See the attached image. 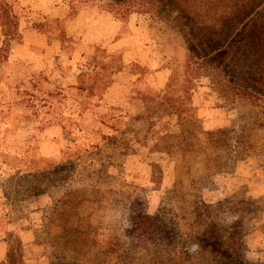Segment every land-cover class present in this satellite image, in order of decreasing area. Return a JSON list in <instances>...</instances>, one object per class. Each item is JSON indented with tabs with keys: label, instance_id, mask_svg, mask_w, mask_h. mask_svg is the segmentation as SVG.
Returning a JSON list of instances; mask_svg holds the SVG:
<instances>
[{
	"label": "rangeland",
	"instance_id": "obj_1",
	"mask_svg": "<svg viewBox=\"0 0 264 264\" xmlns=\"http://www.w3.org/2000/svg\"><path fill=\"white\" fill-rule=\"evenodd\" d=\"M7 1L22 20L20 40L0 28V226L40 231V264H264V0H63L90 19L140 14L160 41L148 67L133 60L135 41L124 58L122 49L64 40V52L81 46L95 58L100 79L94 70L81 81L96 82L94 97L40 88L49 72H35L16 52L22 26L58 21ZM112 81L134 87L124 108L100 99L108 104ZM204 105L218 109L219 126L204 125ZM61 130L77 138L50 160L41 145ZM145 214L153 222L139 237Z\"/></svg>",
	"mask_w": 264,
	"mask_h": 264
},
{
	"label": "crops",
	"instance_id": "obj_2",
	"mask_svg": "<svg viewBox=\"0 0 264 264\" xmlns=\"http://www.w3.org/2000/svg\"><path fill=\"white\" fill-rule=\"evenodd\" d=\"M21 1L24 6L34 11L35 19L36 16H42L44 20L58 21V28L53 26L51 21L47 25L38 26L32 19L24 23V27L22 26V41L17 46L16 52L35 72H49L48 79H44V82L40 84L41 89L46 91L58 89V92H62L66 88L78 89L81 86L82 78L85 75L89 77V74L94 72L95 67L91 65L93 58L88 56L81 46L75 48L72 53L64 52V40L69 38H78L82 45L93 49L96 47L109 51L122 49L121 53L124 58L126 57L124 49L127 43L135 41L137 48H134V56L136 58L133 60L143 61L142 63L148 67L153 66L155 59L159 57L157 55L160 53L158 36H155L156 32L153 34L148 19L143 18L140 14L134 13L126 20H121L110 12H102L93 17L95 26L89 27V21L91 22L93 19H90V12L86 9H78L74 12L69 3L63 0L58 4L46 2L43 10L36 8L42 0ZM120 73L119 71L118 74ZM130 88L134 87L129 81L120 83L112 81L106 90L105 99H107L108 106L121 103L122 97L126 96ZM116 91L119 93L116 94ZM84 92L87 94V91ZM113 93L118 95L117 100L107 98ZM219 114L218 109L208 110L205 105L198 111V115L203 118L206 127L219 126L222 121L217 119ZM76 138V134L73 132L61 130L58 139H49L47 144L42 143L40 151L44 157L50 160L57 159V153L61 155L63 152L64 143L75 141ZM40 233L31 227L17 230L13 226L8 228L6 224L1 225L0 264H14L15 253L21 257L18 264H40L43 251L39 243ZM22 261L24 263H20Z\"/></svg>",
	"mask_w": 264,
	"mask_h": 264
},
{
	"label": "trees",
	"instance_id": "obj_3",
	"mask_svg": "<svg viewBox=\"0 0 264 264\" xmlns=\"http://www.w3.org/2000/svg\"><path fill=\"white\" fill-rule=\"evenodd\" d=\"M164 1L165 0H140V2L142 4H145L147 6L158 5V4L163 3ZM133 2H135V0H126L124 3L130 4ZM19 4L20 3L18 1V5ZM16 6H17V3L14 1L10 3L7 0H0V28H1V33L5 38H7L9 40H15V39L20 40L21 39L20 25H21L22 18L19 16ZM19 6L22 10L23 6L21 4ZM20 8H18V9H20ZM186 41L188 44L189 51L196 57L200 56L199 49L187 36H186ZM229 56H230L229 52L225 53L222 56V58H220V60H218V62L223 64V62H225L229 58ZM94 59L95 58L92 59L91 65L93 67H95L94 68L95 73H96L95 79H100L98 77V75H101V74H97V72H96L97 71L96 64H93ZM100 77H102V76H100ZM78 89H82V91H87V95L89 97H94L95 96V94H94L95 89H97V84H96V82H94L93 84L88 85L86 88H82V85H81L80 87H78ZM133 92H134V89L130 88L129 93L126 94V98L132 96L130 93L134 94ZM100 99H102L104 106H106V105L108 106V104L106 103V101H104L103 98H100ZM125 106L126 105L121 102L118 105L111 106V108H113V107L114 108H120V107L124 108ZM125 111H127V109H125ZM87 127H85V128H87ZM152 222H153L152 216H150L148 214L143 215L136 225L135 232L137 233V235H139V237L146 235L148 232V229L150 228V226L152 224Z\"/></svg>",
	"mask_w": 264,
	"mask_h": 264
},
{
	"label": "clouds",
	"instance_id": "obj_4",
	"mask_svg": "<svg viewBox=\"0 0 264 264\" xmlns=\"http://www.w3.org/2000/svg\"><path fill=\"white\" fill-rule=\"evenodd\" d=\"M130 215H131V213H130V211L128 210L127 215H126V217L124 218L123 223H122V227H123L124 235H125V230H126V229H131V228L133 227L132 222H131V220H130V218H129ZM125 236H127V235H125ZM199 247H200V245H199L198 242H196V243H192V244H190V245L187 246V251H188L189 253H191V252H193V251H195V250H198Z\"/></svg>",
	"mask_w": 264,
	"mask_h": 264
}]
</instances>
